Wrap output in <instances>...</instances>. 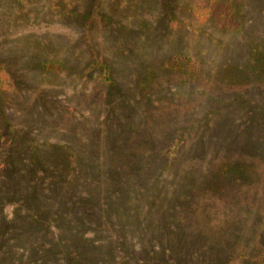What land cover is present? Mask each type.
<instances>
[{
    "label": "rangeland",
    "instance_id": "rangeland-1",
    "mask_svg": "<svg viewBox=\"0 0 264 264\" xmlns=\"http://www.w3.org/2000/svg\"><path fill=\"white\" fill-rule=\"evenodd\" d=\"M0 0V264H264V0Z\"/></svg>",
    "mask_w": 264,
    "mask_h": 264
},
{
    "label": "trees",
    "instance_id": "trees-1",
    "mask_svg": "<svg viewBox=\"0 0 264 264\" xmlns=\"http://www.w3.org/2000/svg\"><path fill=\"white\" fill-rule=\"evenodd\" d=\"M241 0H208L206 9L211 10L209 14L216 22L221 20L220 18H227L228 20L239 19L237 12L239 13Z\"/></svg>",
    "mask_w": 264,
    "mask_h": 264
}]
</instances>
